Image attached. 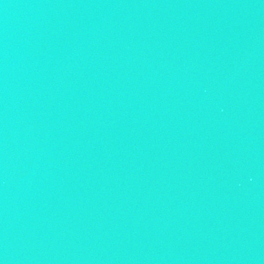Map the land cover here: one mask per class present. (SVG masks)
<instances>
[{
	"label": "water",
	"instance_id": "1",
	"mask_svg": "<svg viewBox=\"0 0 264 264\" xmlns=\"http://www.w3.org/2000/svg\"><path fill=\"white\" fill-rule=\"evenodd\" d=\"M0 264H264V0H0Z\"/></svg>",
	"mask_w": 264,
	"mask_h": 264
}]
</instances>
